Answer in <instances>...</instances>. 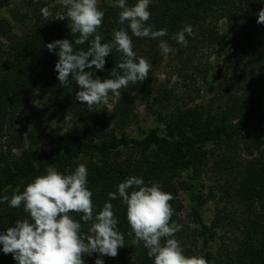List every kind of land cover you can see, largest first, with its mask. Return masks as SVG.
Wrapping results in <instances>:
<instances>
[{
    "label": "trees",
    "instance_id": "1",
    "mask_svg": "<svg viewBox=\"0 0 264 264\" xmlns=\"http://www.w3.org/2000/svg\"><path fill=\"white\" fill-rule=\"evenodd\" d=\"M21 2L32 8L30 26L14 32L8 19L0 20V197H11L13 190L24 187L36 176L46 174L49 164L58 171L74 170L79 164L88 169V188L92 191L96 211L108 200L107 194L128 176L142 178L145 183L159 182L162 190L172 194L174 209L172 221L182 225L176 237L187 256H203L209 264H264V24H257L258 12L264 9V0H152L151 18L147 22L153 30L166 28L168 35L160 39L178 49L170 58L186 72L201 46H214L219 59L235 52L236 57H249L244 68L234 70L233 77L243 84L240 96L230 99L228 93L223 107L216 113L207 112L203 105L172 109L167 114L172 92L167 87L155 89L153 75L165 56L159 50V40L132 37L137 57L146 58L152 65L147 80L122 88L121 98L112 102L109 115L99 109L89 111L85 104L75 100L79 91L69 78V87H62L54 70L56 53L45 47L59 39L74 43L67 20L44 21L40 9L53 7L41 0H0V12ZM129 6L136 0H127ZM113 4L99 5L105 16L100 33L102 42H110L112 30L120 27V9ZM22 22V20H20ZM185 25L193 27L194 35L187 37L183 47L171 37ZM129 31V35H132ZM229 33V35H228ZM89 42L78 46L87 50ZM123 54L113 50L105 59L103 71H92L93 78H112L111 70L121 62ZM243 60V59H242ZM198 64H194V68ZM211 69L213 65H208ZM235 68V69H236ZM207 75V69L201 70ZM209 89L211 84L206 82ZM249 91V92H247ZM233 96V95H232ZM230 99L231 105H227ZM144 104L156 123L164 125L150 129L140 138L130 137L125 129L136 122L137 104ZM69 118L71 130L66 142L52 147L47 133L56 118ZM213 145L221 160L231 163L240 151L251 158L245 164L231 166L232 177L225 188L197 182L206 174L208 150ZM255 155V156H254ZM219 156V155H218ZM95 161V162H94ZM11 185L12 188H8ZM216 185V184H215ZM215 189L222 190L216 200ZM180 190L188 193L192 204L191 229L179 217L182 204ZM231 193L232 208L216 203L215 216L210 225L202 217V208L210 201L222 202ZM221 200V201H220ZM118 220V229L124 234L125 246L114 258L97 253L84 256L85 264H95L101 258L104 264H153L141 244L132 243L133 237L126 218V206L121 200L111 201ZM238 205L241 208H237ZM80 220V214H72ZM23 207L11 208L0 203V234L14 227L18 219L26 218ZM89 225L83 224L87 232ZM222 232L223 240L218 236ZM220 239L218 249L213 243ZM0 264H17L11 254H4L0 245Z\"/></svg>",
    "mask_w": 264,
    "mask_h": 264
},
{
    "label": "clouds",
    "instance_id": "2",
    "mask_svg": "<svg viewBox=\"0 0 264 264\" xmlns=\"http://www.w3.org/2000/svg\"><path fill=\"white\" fill-rule=\"evenodd\" d=\"M152 0H136L129 6L127 0H115L113 7L120 9L118 22L127 28L113 29L110 42H102L99 29L105 16L99 0H56L65 11L56 15L50 7L40 9L44 21L67 20L74 43L59 39L45 45L49 52L57 48L58 61L54 70L62 87H69V78L79 91L75 100L85 104L89 111L121 98V89L147 80L151 63L137 57L132 37L159 40L162 55H175L178 49L160 39L168 35L166 28L153 30L147 22L151 18L149 5ZM257 24H264V9L258 12ZM132 35H129V30ZM191 25H185L171 39L179 45H188L187 37L193 36ZM89 42L87 50L78 47ZM123 54L122 60L111 70V77L93 78L92 69L103 71L106 57L113 51ZM95 162V161H94ZM43 175L36 176L23 191L16 187L11 197L5 194L0 203L11 208L23 207L26 218L18 219L14 227L0 234L4 254H11L17 264H85L84 256L97 253L99 257H116L118 249L125 246L124 234L119 231L118 220L111 201L121 200L126 206L130 226L127 233L132 243L141 244L153 264H209L203 256H187L181 242L175 238L182 225L173 222L174 209L170 204L172 194L162 190L159 182L145 181L128 176L107 194L108 200L96 211L92 191L88 188V169L79 164L60 172L51 164ZM8 188H12L11 185ZM80 214V220L72 215ZM88 224L87 232L82 231ZM95 264H104L97 258Z\"/></svg>",
    "mask_w": 264,
    "mask_h": 264
},
{
    "label": "rangeland",
    "instance_id": "3",
    "mask_svg": "<svg viewBox=\"0 0 264 264\" xmlns=\"http://www.w3.org/2000/svg\"><path fill=\"white\" fill-rule=\"evenodd\" d=\"M41 1L49 3L53 7L54 11H57L56 14L63 9L62 6L56 3V0ZM114 3L115 0H99V5ZM32 11V8H28L26 4L15 2L0 12V20L8 19L12 25V30L19 33L21 29H24V26L28 27L31 25L33 19ZM20 20H22V22ZM0 41L4 42L3 38L0 37ZM215 49L216 48L214 46H201V49L197 51L195 59H193V62L190 64V68L186 72H180L178 70L180 68V64L170 58L169 55L162 58L160 64L154 72L153 83L156 90L167 87V89L172 92V100H170L171 103L168 105L167 111H164V114L169 113L172 109H175V107L184 108L194 107L195 105H203L207 112L213 114L218 112L221 107H223L226 99L224 96L225 93H228V96L232 100H234V97L236 98L241 95L243 84L241 83V80L236 81L234 79L232 72L236 70V73H239L236 67L239 65V67L244 68V66L248 63L249 57L247 55H245L244 58H241V56L240 58L236 57L237 54L233 51L229 56L219 59L218 65L216 64L218 59ZM235 63L238 65L233 67ZM194 64H198L196 68H194ZM208 65H213V68L211 67L210 69ZM203 68L207 69V75H204V73L201 72ZM244 69L246 70V68ZM206 82L211 84L212 90H210L208 85L205 84ZM230 99L227 102L228 106L231 105ZM112 106V102L110 101L108 106L101 105L97 109L109 115L112 111ZM261 108L264 110V99L261 103ZM135 112L137 115L135 124H130L125 129V133H127L130 137L140 138L150 129L155 127H158L160 131L164 130V125L161 122L159 124L156 123L155 117L150 114L144 104L138 103ZM70 130L71 123L69 118H56L47 129V133L52 139L50 148L62 146L66 142ZM207 150L208 160L206 174L197 182V186L201 183L205 184L206 188L203 189L204 195L208 192V186L214 185L222 188L223 190L225 186H228V182L232 178L229 175L230 171H232L230 167H237L240 162L241 164H245L251 158V156H248L245 152L240 151L230 164L224 162L222 164V168L220 169V167H218V163L221 160V156L218 149L211 145L207 146ZM222 190L215 189L216 200L222 197ZM178 199L182 204V209L179 212L180 219L188 225L189 228L196 229L198 226L192 221L193 218L190 214L192 204L188 193L180 190ZM216 203H219L220 207L229 209L232 208L231 204L235 202L232 200L231 193L224 195L222 202H208L202 208V217L207 225H210L214 219ZM236 207L238 209L241 208L238 205H236ZM223 235L224 234L222 232L218 233L221 240H223ZM220 239L212 244L214 251L218 249Z\"/></svg>",
    "mask_w": 264,
    "mask_h": 264
}]
</instances>
